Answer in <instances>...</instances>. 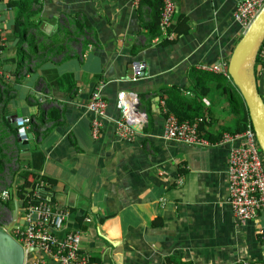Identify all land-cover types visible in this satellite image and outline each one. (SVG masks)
<instances>
[{"label": "crops", "instance_id": "0c3cea01", "mask_svg": "<svg viewBox=\"0 0 264 264\" xmlns=\"http://www.w3.org/2000/svg\"><path fill=\"white\" fill-rule=\"evenodd\" d=\"M174 1L165 38L154 0L136 7L130 0H36L21 19L30 28L20 47L32 44L35 54L19 63L17 9L0 0L2 113L14 129L5 143L17 150L12 170L37 166L43 197L68 212L56 234L78 229L90 264H264V214L238 223L226 202L227 146L160 137L168 96L183 119L201 108V132L212 141L233 129L223 88L241 35L231 19L239 0ZM260 52L256 87L264 102V45ZM99 82L109 115L118 91L136 94L146 124L131 142L119 141L106 119L92 136L84 103ZM20 116L30 120L25 141L12 126ZM7 169L12 225L22 219L14 195L21 180Z\"/></svg>", "mask_w": 264, "mask_h": 264}, {"label": "built area", "instance_id": "2783aa9c", "mask_svg": "<svg viewBox=\"0 0 264 264\" xmlns=\"http://www.w3.org/2000/svg\"><path fill=\"white\" fill-rule=\"evenodd\" d=\"M136 7L140 0H130ZM210 1V0H206ZM161 6L157 25L163 37L169 38V27L175 13L174 0H160ZM264 0H239L231 12L232 21L239 26L241 32L262 6ZM218 70L217 65L210 67ZM137 72V70H136ZM135 79L133 76L132 80ZM101 83L95 85L84 103L85 111L92 115L90 130L93 137L98 133L102 120L110 121L115 137L121 142H131L146 124V114L139 108L136 94L133 91H118L115 96L116 113H107V104L100 92ZM161 138L185 145L209 147L227 146L225 167L226 202L233 219L245 222L253 219L257 213L264 214V158L256 142L254 131L248 121L240 131H223L220 137L209 140L198 133V125L203 117L192 120H179L172 112L163 110ZM28 117H13L15 137L19 141L26 140ZM10 167L15 165L17 150L10 151ZM8 184L9 181H4ZM39 180L27 194L23 204L22 219L10 225L8 232L23 248L22 264H90V257L80 247V231H68L62 236L56 233L68 212L56 207L48 198L41 196L38 187H44ZM5 187L0 189V199L8 198ZM3 214V213H2ZM88 221V218L85 219ZM8 231V228H7ZM28 247L36 250L27 251Z\"/></svg>", "mask_w": 264, "mask_h": 264}, {"label": "water", "instance_id": "95a60500", "mask_svg": "<svg viewBox=\"0 0 264 264\" xmlns=\"http://www.w3.org/2000/svg\"><path fill=\"white\" fill-rule=\"evenodd\" d=\"M263 39L264 3L233 45L227 60L226 73L242 98L248 121L264 158V102L257 90L253 70ZM31 250L36 248H27V251ZM23 256L22 246L8 233L5 226L0 225V264H22Z\"/></svg>", "mask_w": 264, "mask_h": 264}, {"label": "trees", "instance_id": "16d2710c", "mask_svg": "<svg viewBox=\"0 0 264 264\" xmlns=\"http://www.w3.org/2000/svg\"><path fill=\"white\" fill-rule=\"evenodd\" d=\"M155 3L158 5L159 10H160V0H154ZM36 0H7L6 2V6L10 7H14L17 9V14H16V20L14 22V25L12 27V31L14 32V34L17 35V37L19 38V44H18V48L17 50L19 51V55L18 58H16L19 63L23 62L25 60V58H27L29 55H34L35 54V50H36V46L30 44H27L28 47H26L25 51H23L20 47L22 44V40L24 38V35L26 34L27 30L30 28L27 25H22V21L23 18L27 17V13L31 14L33 13V10H30V5L32 3H35ZM29 8V9H27ZM158 21V18H157ZM240 37V36H239ZM264 45V39L261 42V45L259 47V49H261V47ZM1 47V46H0ZM258 49V51H259ZM258 56V52L257 55L255 57V61H254V68H256V65L259 63V59L257 58ZM1 60H0V64H1ZM5 63V61H4ZM258 71V70H257ZM257 71H254V77H255V82H256V77H257ZM228 87L224 86L223 88V92H225L226 95V100L228 101V105H229V109L231 111V113H233L235 115V121H234V125H233V129L232 131H240L242 129H244L245 125L248 123V118H247V114H246V109L244 106V103L242 101L241 96L239 95V93L237 92V90H234V87L231 83V81H228ZM0 84L4 85L1 81ZM259 92V91H258ZM5 94V91L0 89V185L2 184L3 187H7L10 186V183L5 184L4 181H6V179H8V175L6 174V169L7 172L9 170V175L10 173L15 172L14 174H16V176L19 178V180H21L20 182L17 183V186H15V191H14V195L18 199L22 200V203L25 204V200L27 198V194L30 193L31 189L33 188V186L36 184L37 181L39 180H45L42 176H37V174L33 171V168L37 167L36 165H34L33 163L29 162L27 163L24 167H18L17 169L14 170H10V166H7L8 164H10L11 162V156H10V151L12 149V146L7 145L5 143V136H6V130L8 131H13L14 129L11 127L10 123L7 122L6 119V115H4L2 113V109H3V98L2 95ZM165 106H166V110L172 112L179 120H184L183 116L179 115V113L177 112V109L174 107V103H172L171 98L168 96L165 101ZM202 115V110L201 108L199 109V111L196 113L195 117H200ZM193 117V118H195ZM193 118L189 117V119L187 120H192ZM202 123H199L198 125V133L202 134V127H201ZM203 135V134H202ZM207 139L211 140L210 137H206ZM15 162L17 163V159L15 160ZM11 171V172H10ZM10 182V181H9ZM29 188V189H27ZM1 189V188H0ZM41 196H43V192H44V188L43 187H38V191H37ZM12 197H9L2 201L0 199V206L4 207V208H8L11 209L12 207ZM51 201V199H50ZM3 224L2 222H0V225Z\"/></svg>", "mask_w": 264, "mask_h": 264}, {"label": "rangeland", "instance_id": "374dc122", "mask_svg": "<svg viewBox=\"0 0 264 264\" xmlns=\"http://www.w3.org/2000/svg\"><path fill=\"white\" fill-rule=\"evenodd\" d=\"M262 50V47H261V49H259V51H258V56H257V58L260 56V54H261V51ZM260 67V64H258V65H256V68H254V66H253V70L255 71H257V68H259ZM1 186H3L2 184H1ZM7 210H10V209H7ZM6 210V208H4V207H2V206H0V222H2L5 226H10V225H8V221L10 220V218H9V213H8V211ZM3 213V214H2ZM8 232H11L10 231V227L8 228Z\"/></svg>", "mask_w": 264, "mask_h": 264}]
</instances>
